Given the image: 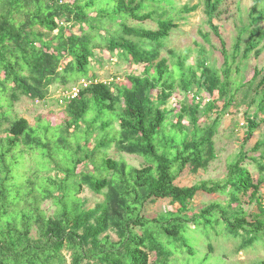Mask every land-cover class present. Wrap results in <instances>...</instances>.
Masks as SVG:
<instances>
[{
    "label": "trees",
    "instance_id": "trees-1",
    "mask_svg": "<svg viewBox=\"0 0 264 264\" xmlns=\"http://www.w3.org/2000/svg\"><path fill=\"white\" fill-rule=\"evenodd\" d=\"M220 3L204 0L215 33L218 26L212 19ZM172 4L173 0H0V98L12 106L21 96L44 100L57 82L91 81L75 97H67L59 125L40 119L33 126L24 117L0 112V264H171L177 253L182 264H191L186 255L194 248L183 238V230L193 229L195 221L244 240L243 247L264 243V180L254 182L243 165L247 158L256 161L247 151L241 150L228 164L222 181L176 183L185 168L197 173L216 158L214 136L220 118L239 90L231 73L240 37L232 54L221 39V69L208 62L203 48L196 59L189 51L169 48V63L160 56L178 26L165 7ZM195 9L196 5L182 10ZM156 14V29L126 23L153 20ZM250 16L254 26L248 30L244 59L261 52L264 28L255 22L264 20V0H254ZM75 23L79 33L71 30ZM102 49L127 65L143 64V72L128 75L126 84L92 80L90 59ZM258 74L255 70L251 82ZM260 86L262 96L257 112L246 118L243 145L260 125L257 114L264 112V77ZM192 88L196 91L191 99L175 98ZM218 100L219 112L201 125L202 116L216 109ZM88 118L98 124L99 134L115 128L111 135L98 137L92 149L90 125L81 128ZM111 146L144 157L147 164L135 167L123 158L113 159L107 152ZM258 149L256 144L254 150ZM89 159L95 163L93 169L78 170ZM257 163L264 170V164ZM84 186L103 195V201L87 208L79 196ZM250 190L258 208L252 221L240 199ZM199 191L227 193L228 202H212L191 217L189 205ZM162 198L170 199L175 209L147 216L146 204ZM48 200L55 205L49 215L42 207ZM256 264H264V259Z\"/></svg>",
    "mask_w": 264,
    "mask_h": 264
},
{
    "label": "rangeland",
    "instance_id": "rangeland-1",
    "mask_svg": "<svg viewBox=\"0 0 264 264\" xmlns=\"http://www.w3.org/2000/svg\"><path fill=\"white\" fill-rule=\"evenodd\" d=\"M253 3L254 0H221L218 10L212 19V23L218 26V33H215L212 29L205 14L204 0H173L171 7L170 5L165 6L168 10H172H170V13L178 25L170 32L166 45L161 50L160 57L168 58L169 63L171 60L167 52L169 48L175 49L178 53L189 51L191 59H196L199 55L198 51L200 48H203L206 51L208 62L216 68L221 69L224 64L221 39L224 41V48L232 54L234 45L240 37V49L235 61L232 63L233 70L231 73L232 79L236 81L235 86H238L239 90L235 94L233 104L220 118L218 131L214 136L216 158L206 169H199L197 173H192L189 168H185L176 179L178 185L189 186L202 180L222 181L227 175L228 164L237 158L241 150L247 151L256 158V161L247 158L243 162V165L249 170L253 181L264 180V170H261L257 163L258 161L264 164V112L257 114L260 125L253 132L251 138L244 145L242 144L247 125L246 118L252 117L257 112V102L262 96L260 94L262 92L260 82L261 78L264 77V40L259 46L261 52L258 56L252 53L248 58H242L249 34L248 30L254 26L251 24L253 22H251L250 16ZM194 5L197 6V9L193 11L184 12L182 10L185 6L191 7ZM159 15L156 14L153 20H146L144 22L127 19L126 23L156 29L158 27L157 20ZM255 25L264 28V20L259 19L255 22ZM113 26L116 29L118 28L117 25ZM70 29H67V32ZM71 30L79 33L78 24L75 23V26ZM53 34L50 35V38ZM143 69V64L127 65L119 57L111 55L107 49H102L96 50L94 56L90 59L88 75L90 77L93 75L92 80L94 81L126 84L128 83V75H140ZM255 70H258L259 74L251 82L250 79L253 77ZM81 80L82 78H78L66 85L59 82L51 85L49 94L44 100L34 101L21 96L10 106L7 98H0L2 106L0 112L1 110L5 111L12 118L24 117L33 126L40 119L42 123L59 125L63 121V109L69 91L72 86L78 85ZM195 91L196 88H192L188 93H177L175 98L189 100ZM200 94L203 93L200 92ZM203 101L205 102V98ZM216 104V109L202 116L201 125L210 123L214 119L217 112H219V108L222 106V101L218 100ZM89 118L81 124V128L84 129V126L90 125L93 135L90 139L91 145L89 149H92L98 137L102 138L111 135L114 133L115 128L112 126L99 134L98 124L92 125ZM1 119L2 116H0ZM170 119L174 120L175 117L172 116ZM78 140L83 143L81 136H78ZM256 144L259 146L258 150H254ZM160 151L162 152L163 149L161 148ZM107 152L111 158H123L128 164L135 167L147 164L144 157L120 153L114 146H111ZM28 160L32 161L31 158ZM93 165H95L94 161L89 159L83 164H79L78 170H92ZM260 194L264 202V183L261 186ZM250 195L251 190L240 196L241 206L246 213L248 221H252L254 215L258 213L257 205L250 198ZM79 196L85 200L87 208L94 207L98 202L103 201V195L93 193L86 186H84ZM228 198L229 195L227 193H206L199 191L190 202L189 214L191 217L196 216L204 206L212 202H218L222 206H225ZM175 206V204L170 203V199L162 198L146 204L144 212L147 216L152 217L175 209ZM42 207L48 215L52 214L55 210V205L51 200L45 201ZM194 223H196V226L193 229L187 228L183 230V238L188 241V246L194 248L193 254L187 252L188 254L186 255L187 259L192 261L191 264H203L204 262L207 264H210V262H213V264H256L264 259L263 242L254 241L252 244L243 247L244 240L240 238H228L225 233L216 232L211 225L200 226L198 221ZM220 229L218 227V230ZM138 232L140 231L138 230ZM109 233L111 238L116 240V235L113 232ZM32 236H37L36 230L32 232ZM65 254L69 261V252L66 251ZM172 257L171 264H182L184 262V259L178 253Z\"/></svg>",
    "mask_w": 264,
    "mask_h": 264
},
{
    "label": "built area",
    "instance_id": "built-area-1",
    "mask_svg": "<svg viewBox=\"0 0 264 264\" xmlns=\"http://www.w3.org/2000/svg\"><path fill=\"white\" fill-rule=\"evenodd\" d=\"M90 82H91V81H89V80H84V79H82V80L78 83V85H74V86L71 87V89H70V91H69V95H68V97H70V98L75 97V96L79 93L80 88H82V87H86ZM197 99H198V97H197Z\"/></svg>",
    "mask_w": 264,
    "mask_h": 264
}]
</instances>
